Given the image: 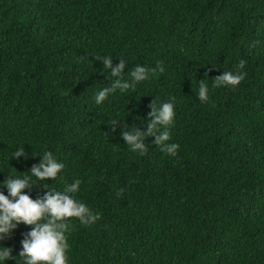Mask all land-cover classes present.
I'll list each match as a JSON object with an SVG mask.
<instances>
[{"label":"trees","instance_id":"1","mask_svg":"<svg viewBox=\"0 0 264 264\" xmlns=\"http://www.w3.org/2000/svg\"><path fill=\"white\" fill-rule=\"evenodd\" d=\"M103 55L125 74L166 70L96 105L112 82ZM241 59L244 80L213 88ZM170 98L177 155L153 137L130 151L121 131L146 130L150 104ZM23 146L28 159L11 158ZM45 150L65 167L25 191L80 179L76 198L101 217L68 218V264H264V0H0V182ZM31 227L2 242L13 257Z\"/></svg>","mask_w":264,"mask_h":264},{"label":"clouds","instance_id":"2","mask_svg":"<svg viewBox=\"0 0 264 264\" xmlns=\"http://www.w3.org/2000/svg\"><path fill=\"white\" fill-rule=\"evenodd\" d=\"M95 58L102 60L104 72L112 77V82L108 86L95 92L93 99L96 105H101L117 92L124 94L130 89L135 90L139 83L166 70L163 62L158 61L155 67L136 64L125 74V60L119 59V63L114 64L110 55L95 56ZM244 67L245 60H239L234 70H224L221 75L211 80L212 87L238 86L246 75ZM206 80L198 81L195 92L201 103L209 101V85L205 83ZM173 101L174 98H170L168 101L158 103L155 99L150 104L146 130L133 125L121 131L120 135L130 151L143 155L147 150L146 138L153 137V143L161 151L169 156L177 155L180 145L171 141L170 133L175 118ZM122 123L123 120L119 118L109 121L114 132ZM22 157L28 159L24 146L17 147L11 156L17 160ZM40 157L39 163L24 172L27 174H9L0 182V188L7 190V195L4 191H0V264H7L10 259H15L16 264H68L66 255L69 248L66 234L70 231L68 218H76L84 226L94 225L101 219L99 213L76 198V194L80 191V179L66 184L63 190L53 189L46 192L42 199H33L25 191L26 189L30 191L37 181L56 178L65 167L50 150H45ZM122 191L121 189L120 192ZM21 224L32 227L20 241L21 250L18 256L13 257L12 248L2 242L10 238ZM18 257L20 259H17Z\"/></svg>","mask_w":264,"mask_h":264}]
</instances>
